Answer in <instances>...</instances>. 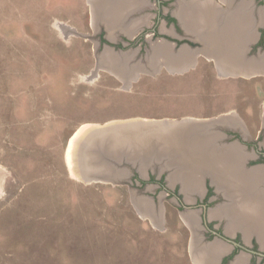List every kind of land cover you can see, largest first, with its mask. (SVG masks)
Returning a JSON list of instances; mask_svg holds the SVG:
<instances>
[{"label":"rangeland","instance_id":"rangeland-1","mask_svg":"<svg viewBox=\"0 0 264 264\" xmlns=\"http://www.w3.org/2000/svg\"><path fill=\"white\" fill-rule=\"evenodd\" d=\"M87 11L85 0H0V264H196L202 207L164 199L149 211L131 205L127 186L70 180L67 135L112 118L242 117L255 89L245 94L244 78L205 61L162 69L160 42H99L107 35L88 26ZM140 35L151 33L130 39ZM210 198L208 222L230 230L226 217L208 218L229 203L215 208V190Z\"/></svg>","mask_w":264,"mask_h":264},{"label":"crops","instance_id":"crops-1","mask_svg":"<svg viewBox=\"0 0 264 264\" xmlns=\"http://www.w3.org/2000/svg\"><path fill=\"white\" fill-rule=\"evenodd\" d=\"M85 1L88 26L104 31L109 42L130 39L151 23L159 36L153 38L151 33L147 41L160 42L162 69L186 72L205 61L212 63L220 77L244 78L245 94L252 87L255 92L246 94L247 114L242 117L225 111L211 117L112 118L79 124L69 132L63 147L67 177L83 184L102 183L114 191L117 186H127L134 207L162 206L164 199L179 205L178 195L183 206H193L204 197L208 185L221 199L215 208L226 205L228 198L232 200L227 207L232 214L219 219L209 214L211 209L208 218L226 217L229 223L235 218V226L242 229L228 224L230 230L224 234L235 236L240 231L245 244L255 239L259 251L264 252V198L248 193L264 188V172L260 165H246L255 154L244 143L258 138L257 144H264V94L259 93L264 89V34L263 46L258 45L264 29V3L174 0L165 7L164 0ZM119 90L131 93L134 88ZM254 110L259 111L258 118L251 119ZM255 125L258 128L253 135ZM152 176L154 181L149 180ZM159 180L167 189L158 186ZM158 188L163 193L155 197ZM193 242L196 264H253L246 251L221 263L231 246L220 239L204 240V245L196 244V238Z\"/></svg>","mask_w":264,"mask_h":264},{"label":"flooded vegetation","instance_id":"flooded-vegetation-1","mask_svg":"<svg viewBox=\"0 0 264 264\" xmlns=\"http://www.w3.org/2000/svg\"><path fill=\"white\" fill-rule=\"evenodd\" d=\"M170 22H175V19H171L169 20ZM155 26L152 27V28H147V27H144L143 29L148 33H152L153 36L155 35H158L157 32L155 31ZM263 34H264V29L262 30V36L258 42V45H262L263 46ZM152 36V37H153ZM98 40L99 42H109L105 37H104V33L101 35H98ZM146 38L142 37V35H140L139 38H137L136 40H132V39H127V38H124L123 41H117V42H148L147 41V36H145ZM154 38V37H153ZM121 44V43H120ZM122 46V45H121ZM233 137L234 138H238L240 140V136L237 134V133H234L233 134ZM261 138V136L259 137ZM258 139V138H257ZM253 140V141H245V145L247 146L248 149H251L253 150L254 154H255V158H249L247 161H246V165L249 166V167H253L255 165H260L262 167V170L264 172V144H261V145H258V140ZM241 141V140H240ZM236 162V160H235ZM150 181H154L153 179V176L149 178ZM158 186L161 187L162 189H167L165 187V183L164 181L162 180H159L158 182ZM253 188V187H252ZM212 191H213V188L208 186L207 185V191L204 195V197L202 199H197L195 201V204L192 206V207H202V212H200V215H199V218H200V226L202 228V234H203V240L205 241H211L214 237H216L217 239H220L224 242H226L227 244H229L231 246V249L230 251L224 255L222 257V260H221V263H225L227 260L231 259L235 254H237L239 251H246L248 252L250 255H251V262L253 264H264V252H261L263 255H259L257 253H254V252H251L252 251H256V252H260L259 249H258V243L256 242L255 239L252 240V242L250 243V245H247L244 243L243 239H242V234L240 231H237L236 232V235L235 236H229V235H225L223 232H222V229L221 227L217 228L213 225L212 222H208L207 220V217H206V207L208 206V199L210 198L211 194H212ZM252 190H249L248 193L249 195H252V196H258V197H263L264 198V194H261L262 192H264V188H262L261 190H256L254 192H251ZM260 192V194H259ZM174 194H177L178 193L176 192H173ZM178 198H179V201H178V204L177 206H180V207H187V206H183L182 204V200L180 199L181 196L178 195ZM232 200L230 198H228L227 200V203H231ZM205 205V207H204ZM140 207V206H139ZM150 207V206H149ZM147 210V209H146ZM215 214H211V216H214ZM218 217V215H215ZM222 217V215H219ZM188 220L190 221L189 223H193V217H188ZM214 220V219H213ZM211 220V221H213ZM216 221H218V219H215ZM227 220L229 221V219L227 218ZM235 228H240L242 229V227H239V226H235ZM243 232L245 233V231L243 230ZM248 233V232H247ZM257 257H260L259 261L257 262Z\"/></svg>","mask_w":264,"mask_h":264},{"label":"bare ground","instance_id":"bare-ground-1","mask_svg":"<svg viewBox=\"0 0 264 264\" xmlns=\"http://www.w3.org/2000/svg\"><path fill=\"white\" fill-rule=\"evenodd\" d=\"M177 10H179V8L177 9ZM176 10V11H177ZM183 9H181V10H179V11H182ZM179 11H177V12H179ZM253 11V10H252ZM184 12V11H183ZM181 13V12H180ZM254 15V14H253ZM249 21V20H248ZM236 22V21H235ZM232 29V28H231ZM230 34V33H229ZM219 63V62H218ZM264 63V62H263ZM140 207H143L144 209L146 208L147 210H149L150 211V207H148V205L147 206H140ZM239 207H240V211L243 209V206L242 205H239ZM145 209V210H146ZM247 210H249V208L247 207L246 208V211ZM239 211V212H240ZM231 213L232 214V212H231V209L229 208H227V207H222L221 209H219V210H214L213 212H212V214H215V215H225L226 216V214L227 213ZM221 217V216H220ZM231 218H233L232 216H231ZM229 225L232 227V229H233V227H235V225H238V223L236 222V219L235 218H233V219H231L230 220V223H229Z\"/></svg>","mask_w":264,"mask_h":264},{"label":"water","instance_id":"water-1","mask_svg":"<svg viewBox=\"0 0 264 264\" xmlns=\"http://www.w3.org/2000/svg\"><path fill=\"white\" fill-rule=\"evenodd\" d=\"M136 68H137V67H136ZM135 74H138V73H135V71H134V75H135ZM136 76H137V75H136ZM187 207L189 208V207H192V206H187ZM204 207H205V205H204ZM251 252L257 253V254H259V255H263L261 252H256V251H252V250H251Z\"/></svg>","mask_w":264,"mask_h":264}]
</instances>
